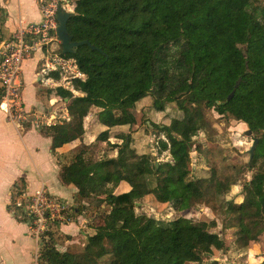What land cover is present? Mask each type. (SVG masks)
Segmentation results:
<instances>
[{
    "label": "trees",
    "instance_id": "1",
    "mask_svg": "<svg viewBox=\"0 0 264 264\" xmlns=\"http://www.w3.org/2000/svg\"><path fill=\"white\" fill-rule=\"evenodd\" d=\"M73 6L68 21L73 39L88 40L103 52L83 45L63 54L61 47L85 73L74 81L83 95L58 88L57 94L68 99L71 120L40 131L59 152L82 138L90 109H100L98 118L108 129L96 142L76 147L61 164L60 177L78 187L79 201H94L107 211L93 216L95 232L81 251H60L57 228L48 231L39 264H219L205 262L215 250L227 248L214 230L215 219L180 216L161 222L136 209L149 194L187 211L198 200L214 204L230 191L234 179L221 178L215 168L209 177L192 176L190 149L208 125L206 109L245 122L257 135L256 154L264 157V0H75ZM149 95L157 112L168 103L182 112L158 126L166 138L160 140L161 151L170 150L173 161L157 163L150 153H138L123 131L113 135L122 140L112 144L117 155L100 157V140L109 142L111 128L132 127L131 110ZM142 118L146 123L145 111ZM121 181L131 189L117 194ZM243 195L242 202H230L226 209L233 215L227 226L239 228L242 247L264 232V175L245 183Z\"/></svg>",
    "mask_w": 264,
    "mask_h": 264
},
{
    "label": "rangeland",
    "instance_id": "2",
    "mask_svg": "<svg viewBox=\"0 0 264 264\" xmlns=\"http://www.w3.org/2000/svg\"><path fill=\"white\" fill-rule=\"evenodd\" d=\"M48 1L61 3L68 10L74 11L73 4L75 0ZM0 33H3L6 39L12 37L4 34V14L2 11H0ZM61 47V43L59 42L58 51L60 53ZM30 56H33V54ZM34 63L35 59L27 62V69L34 65ZM28 90L31 97L32 88L29 87ZM57 90V88L43 84L40 86L38 92V96L41 99L35 94L36 101L42 100L45 108L52 106L54 108L57 107L56 109L58 110V102L54 101V99L60 97L57 94ZM74 90L79 93L76 95L80 96L81 92L76 89ZM23 95L27 96L26 90L23 92ZM45 110L48 113L47 109ZM98 111L100 110L98 109ZM143 111H145L148 119L146 123L142 118ZM89 112H92L90 119H93L95 111L90 110ZM131 112L134 116L135 124L130 128L123 126L121 130L125 135L130 136L131 145L133 147L135 145L136 148H134L138 153H150L156 158L157 163L159 161H173L170 150L161 151L160 140L166 138L165 133L160 131L158 126L168 124L171 118L182 115L176 104L168 103L164 111L157 112L153 106V95H149L142 99ZM205 115L208 125L203 127L193 138V146L190 149L192 176L195 178L209 177L212 169L215 168L221 178L229 177L234 179L233 181L235 182L231 185L230 191L219 195L214 204L198 200L195 206L187 211H178L174 208L173 204L159 202L153 194H149L138 202L139 205L136 212L153 216L161 222L171 221L180 216H186L196 221L215 219L218 226L214 230L225 239L227 248L225 250H215L213 254L206 256L205 262L217 260L219 264H264V232L259 236L258 241L242 247L238 242L241 235L239 228L227 226L233 215L226 213L230 202L240 203L243 201L244 184L247 182L257 183L264 175V157L257 155L255 152L254 157L251 159L249 153L257 135L250 133L249 127L245 122L223 116L213 108L206 109ZM115 128L110 129L111 137L109 138V142L100 140V157L111 156L117 151L112 147V144L114 142H121L122 140L113 137V135L118 133ZM69 153V157H62L65 161H69V158L72 156V152ZM66 201L69 206L67 209L70 214L69 217L72 219L67 223L72 222L80 226L81 230L77 229V232L79 231L81 235L85 233V230L87 231L89 225H93L94 215L107 211V208L95 206L94 201H91L93 205L89 201H79L77 197L74 200ZM79 205L84 206L82 212L78 211ZM67 223H63V225ZM54 228H57L58 232L55 235L57 248L62 251L66 248V241L68 239L62 231L60 232L58 226ZM69 250L81 251L82 247L74 245Z\"/></svg>",
    "mask_w": 264,
    "mask_h": 264
},
{
    "label": "crops",
    "instance_id": "3",
    "mask_svg": "<svg viewBox=\"0 0 264 264\" xmlns=\"http://www.w3.org/2000/svg\"><path fill=\"white\" fill-rule=\"evenodd\" d=\"M0 8L6 13L4 34L9 36L28 24L40 23L44 18L41 0H0ZM5 39L3 36V40ZM42 55L38 51L23 61V92L26 90L27 93V96L23 95V102L27 110L46 113L45 109H47L48 114L57 111L58 118H61L65 113H69L67 98L60 96L54 99L58 102V110L57 107L52 106L45 108L42 100L37 102L35 98V94L39 97L38 92L43 85L39 80ZM32 59H35V63L27 69V62ZM29 87L32 88L31 97L28 93ZM73 94L78 96L76 94L79 93L76 91ZM82 95L83 93L80 94ZM90 110L95 111L94 118L90 119L92 112L85 117V132L82 138L54 153L52 139L40 131L44 125L33 121L24 124L13 123L0 107V264H39L36 262V254L40 251L39 242L32 234L29 224L21 220L18 210L13 207L12 196L18 187L27 188L32 193L41 187H46L50 193L64 200L70 201L76 198L78 187L74 184H64L61 180V164L68 162L62 157H69V152L73 155L76 147L82 144L96 142L98 135L108 129L98 118V108L92 107ZM122 129L123 126L115 128L118 132ZM116 155L117 151L109 156ZM130 189L127 181H121L116 193L128 192ZM80 228L72 222L58 227L60 232L71 237V239L67 238L66 248L62 252L74 245L83 248L88 236L95 232V229L89 225L87 231L85 230L81 235L79 231L77 232V229L81 230Z\"/></svg>",
    "mask_w": 264,
    "mask_h": 264
},
{
    "label": "built area",
    "instance_id": "4",
    "mask_svg": "<svg viewBox=\"0 0 264 264\" xmlns=\"http://www.w3.org/2000/svg\"><path fill=\"white\" fill-rule=\"evenodd\" d=\"M59 5L62 4L41 0L43 20L20 28L11 35L12 37L0 43V107L13 123L24 124L33 121L49 126L70 121L68 112L58 118L57 111L48 114L27 110L22 94L23 61L38 51L43 54L39 80L44 85L74 93L73 82L85 78V73L79 69L76 59L65 57L58 51L60 41L56 36V15ZM12 205L20 212V217L26 219L40 246L48 231L72 220L67 210V201L50 193L46 187H41L33 193L27 188L18 187L13 193ZM38 257L39 252L36 254V262Z\"/></svg>",
    "mask_w": 264,
    "mask_h": 264
},
{
    "label": "water",
    "instance_id": "5",
    "mask_svg": "<svg viewBox=\"0 0 264 264\" xmlns=\"http://www.w3.org/2000/svg\"><path fill=\"white\" fill-rule=\"evenodd\" d=\"M73 14H74L73 11L65 9L62 5H59L57 9L56 18L58 21V26L56 28V36L61 43L62 53L63 54L74 53L78 47L83 45H89L92 49L94 50L98 49L99 51L103 52L101 48H97L95 45H92L88 40L75 41L73 39V36L70 34L68 30V21ZM239 82L240 81H238L236 86H238ZM233 94L234 92L229 96V99L233 97ZM257 144H258V138H255L254 143L251 149L249 150L251 159L254 157Z\"/></svg>",
    "mask_w": 264,
    "mask_h": 264
}]
</instances>
